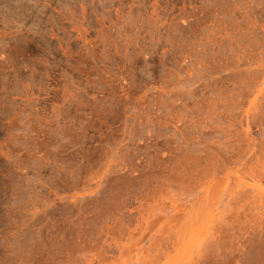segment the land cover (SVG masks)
I'll return each instance as SVG.
<instances>
[{
	"label": "rangeland",
	"instance_id": "374dc122",
	"mask_svg": "<svg viewBox=\"0 0 264 264\" xmlns=\"http://www.w3.org/2000/svg\"><path fill=\"white\" fill-rule=\"evenodd\" d=\"M0 264H264V0H0Z\"/></svg>",
	"mask_w": 264,
	"mask_h": 264
}]
</instances>
